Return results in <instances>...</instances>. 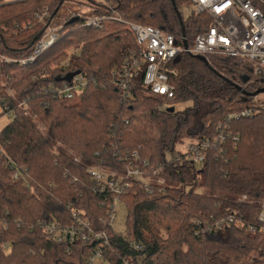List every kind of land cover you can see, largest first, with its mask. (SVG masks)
Returning <instances> with one entry per match:
<instances>
[{"label": "trees", "instance_id": "1", "mask_svg": "<svg viewBox=\"0 0 264 264\" xmlns=\"http://www.w3.org/2000/svg\"><path fill=\"white\" fill-rule=\"evenodd\" d=\"M3 1L0 54L17 60L44 30L34 14L47 7L54 14L63 0ZM87 1L110 17L178 38L184 33L189 43L206 24L179 16L182 0H110L114 12ZM135 50L125 23L108 20L101 29L68 27L29 66L0 61V117L10 119L0 132V264H87L101 240L89 235L87 241L59 244L46 233L49 225H77L74 214L108 236L107 264H264V234L249 231L260 227L264 205V102L250 94L264 90V79L236 59L209 56L205 64L180 55L174 63L176 97L169 104L193 106L172 114L160 110L166 101L143 86L142 73L129 100L112 85V74ZM81 70L97 84L72 101L50 92ZM244 109L251 115H239ZM185 138L209 144L198 168L183 155L167 160ZM130 162L146 174L163 166L166 187L153 184L150 194L132 183L120 202L128 209L121 234L103 222L115 194L99 192L86 167L124 173ZM228 217L234 222L213 231ZM200 224L212 232L202 233Z\"/></svg>", "mask_w": 264, "mask_h": 264}, {"label": "built area", "instance_id": "2", "mask_svg": "<svg viewBox=\"0 0 264 264\" xmlns=\"http://www.w3.org/2000/svg\"><path fill=\"white\" fill-rule=\"evenodd\" d=\"M182 1L184 7L182 11H179L180 16L182 14L183 17L188 18L193 15L204 19L202 20L203 24L206 23L191 43L183 33L184 31L182 32L183 36L178 38L150 25L133 24L123 21L120 16L119 18L110 17L107 12H99L98 7L87 6L86 1L80 3L75 0H63L60 9L54 14L51 13L49 7L34 14L35 20L44 26V30L32 50L27 51L17 60L3 57L0 54V61L29 66L62 39L68 27L77 25L80 28L101 29L106 21L116 20L125 23L136 44V50L127 56L122 68L112 74V85L122 93L125 100L133 97L130 90L131 84L135 77L142 73L144 77L143 86L151 91L153 95L162 97L166 101L160 110L175 108L174 105L169 104L176 97L173 83L177 77V70L174 68V63L180 55L184 54L201 56L205 59L209 56L236 59L245 63L255 77L264 79V0ZM106 3L104 0L103 4L108 7V11L114 12ZM185 13H187V16L184 15ZM73 20H77L76 24L70 25V21ZM92 83L97 84L94 77H89L85 70H81L71 77L63 79L59 86H51L49 90L60 99L72 101L82 95ZM260 105L264 108V103H260ZM20 107L27 109V104L21 102ZM4 110L7 114L8 108H4ZM251 113L252 110L244 109L239 115L247 117ZM208 146L209 144L204 142L195 141L188 147V152L181 155L185 156L186 161L192 167L198 168L199 165L203 164L204 152L207 151ZM181 155L175 154L172 159L167 157V160H179L182 157ZM133 158L137 161L139 153H134ZM125 161H129L128 157ZM5 162L8 163L9 161L5 160ZM131 162L124 173L118 171L106 173L96 166L86 167L87 174L99 182L100 188H97L99 192L115 194L114 201L107 205L109 209L107 218L103 220L110 227L114 223L116 206L120 204L124 194L131 189L132 183H141L142 190L150 194L152 193L153 184L166 187V180L162 177L165 174L163 166L152 168L151 174H146L140 167L133 166ZM143 163L145 168L150 167L148 161H143ZM73 216L78 221L77 225L68 227H62L58 224L49 225L46 228L48 238L59 244H69L78 240L87 241L90 238L89 235H91L102 242L87 260V264H99V261L105 262L106 251H104V248L110 243L108 236L104 232H94L90 220L87 219L81 222L77 214ZM259 221L261 223L260 227H250V232L255 234L256 231H260L264 234V205L259 214ZM233 222L234 219L231 217L222 219L215 223L213 231H216V228L222 230L226 224ZM200 226L202 225L200 224ZM243 226V224L238 225L239 228ZM212 228L207 229L202 226L201 232L209 234L212 232Z\"/></svg>", "mask_w": 264, "mask_h": 264}, {"label": "rangeland", "instance_id": "3", "mask_svg": "<svg viewBox=\"0 0 264 264\" xmlns=\"http://www.w3.org/2000/svg\"><path fill=\"white\" fill-rule=\"evenodd\" d=\"M4 1L14 2V1H18V0H4ZM82 1L88 2L87 0H81V2ZM96 1L101 2V3H104V0H96ZM105 1L107 2L106 4L110 3L109 2L110 0H105ZM87 9H89V8H87ZM184 15L187 16V13H185ZM259 99L262 102H264V96H263V94L262 95H259ZM192 106H193V104L190 101H187V102H179L178 104H175V110H176V112L185 111L186 109L191 108ZM2 112H3V110L0 109V113H2ZM9 122H10V119H9L8 116H2V117H0V132L5 127L8 126L7 124ZM192 143L193 142L189 138H185L183 141L180 142V144H178L176 146V155L186 154L188 152V150H189L188 147ZM167 157H168V159H172L173 158V154L171 152H168L167 153ZM76 158H78V157L76 156ZM200 166L201 165H199V167ZM116 207H117V209H116V213H115V216H114L113 228H114V230L117 233L124 234L127 231L128 209L122 203L118 204ZM99 264H107V263L106 262L99 261Z\"/></svg>", "mask_w": 264, "mask_h": 264}, {"label": "water", "instance_id": "4", "mask_svg": "<svg viewBox=\"0 0 264 264\" xmlns=\"http://www.w3.org/2000/svg\"><path fill=\"white\" fill-rule=\"evenodd\" d=\"M178 15L180 16L179 12H178ZM70 22H71L70 25H74V24H76L77 20H73V21H70ZM185 47H186V45H185ZM196 58L199 59L200 61L204 62L205 64H208L207 59H205L204 57L196 56ZM238 88L244 93V95H248V93L246 91H244V89H241L239 86H238ZM261 94H264V90H259V91L255 92V93H251L250 95L257 96V95H261ZM167 112L173 114V113L176 112V110H175L174 107H171V108L167 109Z\"/></svg>", "mask_w": 264, "mask_h": 264}]
</instances>
